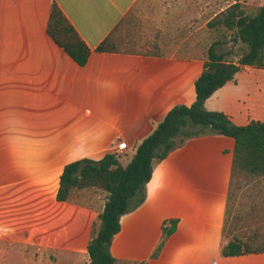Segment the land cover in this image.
<instances>
[{
    "label": "crops",
    "instance_id": "crops-1",
    "mask_svg": "<svg viewBox=\"0 0 264 264\" xmlns=\"http://www.w3.org/2000/svg\"><path fill=\"white\" fill-rule=\"evenodd\" d=\"M136 1L0 0V264L88 263L99 208L57 200L65 164L99 160L121 140L128 156L173 106L194 102L203 54L95 51ZM52 2L92 49L85 65L47 34ZM204 105L238 126L264 122V68L243 66ZM233 148L228 135L193 136L158 162L145 200L120 217L111 255H217Z\"/></svg>",
    "mask_w": 264,
    "mask_h": 264
},
{
    "label": "trees",
    "instance_id": "trees-1",
    "mask_svg": "<svg viewBox=\"0 0 264 264\" xmlns=\"http://www.w3.org/2000/svg\"><path fill=\"white\" fill-rule=\"evenodd\" d=\"M247 1L227 2L206 17L204 29L212 41L206 49L203 70L195 81L196 96L192 104L173 106L128 156L125 150L121 154L109 151L99 160L82 158L65 164L57 200L99 208L87 246L90 261L83 264H142L111 255L109 248L120 228L119 219L145 200L146 185L154 166L188 138L201 134H222L234 139L221 229V255L264 253V212L258 216L255 207L257 183L264 178V122L251 121L238 126L224 112L208 110L204 105L218 88L234 80L243 66L264 68V2L252 0L248 4ZM125 18L95 51L160 54L121 48ZM46 32L78 65L86 64L92 49L55 2L50 5ZM224 45L229 48L219 52ZM88 189L106 194L101 206L81 200V191ZM248 201L252 203L246 204ZM170 223V227H164V236L173 230L176 220Z\"/></svg>",
    "mask_w": 264,
    "mask_h": 264
},
{
    "label": "rangeland",
    "instance_id": "rangeland-1",
    "mask_svg": "<svg viewBox=\"0 0 264 264\" xmlns=\"http://www.w3.org/2000/svg\"><path fill=\"white\" fill-rule=\"evenodd\" d=\"M226 1L137 0L125 14L121 48L137 52H160L161 54L176 52L180 55L203 54L205 56L206 49L212 41L204 29L206 17L212 15L214 10L220 8L221 5L226 4ZM247 2L250 4L252 0ZM258 2L262 4L264 0H258ZM228 48L229 45H224L219 49V52ZM123 157L121 159L125 161ZM257 188V191L255 190V194L257 193L255 207L258 209L259 216L264 212V178L257 183ZM81 193H83L82 201L98 206H101L106 196L98 189L82 190ZM249 203L252 202L248 201L246 204L249 205ZM247 208L248 206L245 205V210ZM170 221L169 219L165 222L167 227H170ZM221 244L222 241H220L217 255L214 257L205 258L202 255H197L190 258L189 261L183 259L179 264H264V253L224 257L220 253Z\"/></svg>",
    "mask_w": 264,
    "mask_h": 264
},
{
    "label": "built area",
    "instance_id": "built-area-1",
    "mask_svg": "<svg viewBox=\"0 0 264 264\" xmlns=\"http://www.w3.org/2000/svg\"><path fill=\"white\" fill-rule=\"evenodd\" d=\"M127 148V145H126V142L125 141H118L112 148L111 151H114L118 154H121L124 152V150H126Z\"/></svg>",
    "mask_w": 264,
    "mask_h": 264
}]
</instances>
